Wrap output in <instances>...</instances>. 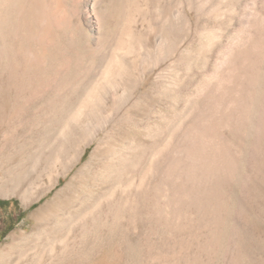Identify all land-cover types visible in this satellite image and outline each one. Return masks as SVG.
<instances>
[{
  "label": "bare ground",
  "instance_id": "1",
  "mask_svg": "<svg viewBox=\"0 0 264 264\" xmlns=\"http://www.w3.org/2000/svg\"><path fill=\"white\" fill-rule=\"evenodd\" d=\"M64 42L77 47L63 50ZM49 68L59 100L46 107L49 117L64 112L62 126L29 154L32 167L44 164L35 179L36 167L24 168V146L11 135L18 146L8 160L18 162L0 176L1 195H19L29 206L70 173L87 147L96 144L93 156L103 148L100 133L110 124L124 119L132 135L107 147L91 186L60 199L73 178L40 207L32 230L0 247V264H83L102 229L112 238L124 222L143 218L138 242L150 234L178 239L170 250L176 257L199 238L203 250L228 241L234 217L248 216L241 203L260 205L264 0H0V130L16 119L23 88L35 95ZM148 81L166 110L138 124L131 111H149L147 94L139 93ZM9 91L15 96L8 119ZM43 124L48 132L51 119Z\"/></svg>",
  "mask_w": 264,
  "mask_h": 264
},
{
  "label": "rangeland",
  "instance_id": "2",
  "mask_svg": "<svg viewBox=\"0 0 264 264\" xmlns=\"http://www.w3.org/2000/svg\"><path fill=\"white\" fill-rule=\"evenodd\" d=\"M64 43H66V42H64ZM64 43H62V45ZM62 47H64L63 50L73 51L77 47V44L75 45V44L66 43ZM73 47H74V49H73ZM51 67L52 68L58 67V64H56V66H55V64H53V66H50V68ZM54 69L49 70V72L47 74L48 76L43 75L44 77L47 76L48 78H43L42 75L41 76L39 75L40 78H38L37 82L35 83L37 85L34 84L35 87L37 86V89L34 92L35 95L31 96L30 89H29V91H27V89L29 87L23 88V91L19 94V101H18L19 105L17 104L18 105V107H17V110H18L17 114L18 115H17L16 119L13 120V122L8 121V123H7V121H6L4 124V127L0 130V154L1 155L3 154L2 157L5 158V161H6L4 164V167L0 170V176L1 177H4L6 175V169H8L10 166L14 165L16 162H18V160H16V159H14L13 161L8 160V159H10L11 155H13L16 152L17 146H18L17 143H19V145L22 143L24 146L20 150L19 157H18V159L21 157L24 160H27L24 168L27 167L29 169V168L36 167L35 168L36 172L33 173L32 177L30 179H35L37 177V175L39 174V172H42V169L44 167L43 162H39L37 164L38 166L35 165L32 167L31 162L28 160V156L32 152L36 151L42 145V142L46 137H49V138L56 137L57 136L56 134L59 133L58 132L59 129L57 127H60L57 125V123L59 125H61L63 122L62 121L63 118L61 119V117H63L62 114H64V112H62V110L60 111L62 113L59 112L60 115H58L59 113L56 111L58 113L57 117L54 116V113L52 115L53 118H52V116H50L51 118L49 117L50 114H49L48 108L50 106H48V103L51 104V103H54V102L59 100L57 95H54V93L51 90V85H53L54 84L53 81H55L54 79H57V76L54 78V74H55L53 72V71H55ZM42 78H43V80H40ZM44 79H46V80L44 81ZM41 81H43V82H41ZM40 85H42V86L38 87ZM44 86H46V87H44ZM47 87L50 90H48V89L46 90ZM24 90H25V92H24ZM11 92L12 91H9L7 93V95H8L7 98L9 97L8 98L9 104L6 107L8 119L11 115V110L14 108L13 102H14V96L15 95H14V93L11 94ZM139 93L140 94L141 93L147 94L149 104L152 107L149 105V111H147L145 113L143 111H140L139 109L131 111L132 116L135 118V120L137 121L138 124H146L148 121L153 120V117L157 114L158 111H165L166 110V106H165L164 102L153 95V83H152V81H148L145 85H143V87L140 89ZM34 96H36V98ZM28 99H29V101H28ZM32 100L35 103H33V104H32V102L30 103V101H32ZM51 100H52V102H51ZM70 101L71 102L75 101V99L72 98V100H70ZM111 103H112L111 101L110 102L108 101V105L106 106L107 109L111 106ZM43 105H44V107H43ZM46 105L48 108L46 107ZM69 107H71V105L66 106L65 107V108H67L66 110L69 111L70 110ZM45 108H47V110H45ZM32 109L33 110L35 109L34 111L38 112V114L35 113L34 111H31L32 113L29 112ZM20 112L21 113L23 112L24 114H21ZM39 112H42V113H39ZM43 112L45 113V115ZM44 116H45V118H42ZM46 118L51 119V124L49 126L50 130H48V132L45 131V126L43 124L45 122ZM32 119H33V121H32ZM54 121L56 124L54 123ZM59 121H61V122L59 123ZM114 123H112L108 126V128L106 129L108 131L105 130V131H102L100 133V138L102 140H104V143L106 145L104 144L103 148L101 150H99L98 153L94 156H93V152H94L96 144L94 143V144L90 145L89 147H87L86 152L84 153V155L82 156L80 161L73 167V169L70 170V173H68L67 175H62L60 177L59 183H57L52 188V190H50L46 194H44L39 200H37V201L33 202L32 204H30L29 206H27L23 202V200L21 199V197L19 195L15 194V195H11V196H4V195L0 194V247L1 246L3 247L5 245H8L9 243H11L12 237L14 235H17V233L19 231H21V230L31 231L35 225V222H36L35 218L37 217L36 213L39 210V208L42 207L44 204L52 201V199L55 198L56 194L59 191H61L62 189H64V187L67 185V183L71 179L74 178L76 180L73 181V183L71 184V187L64 192V194L61 196L60 199L69 196L71 194V192L79 189L82 186L83 187H85L87 185L91 186L93 184L92 183L93 182V176L97 173L98 169L102 168L104 165L107 147L114 146L117 143H120L126 137L132 135V132L130 131L129 124L124 119H122V120L120 119ZM39 124H41V126ZM36 125L38 128L36 127ZM43 126H44V130H43ZM53 126H57V127L54 128ZM11 135H13L15 137L17 136V138H18L17 143L13 144L14 142L11 139V137H12ZM2 136L3 137L6 136V138L7 137L8 138L5 139V137L3 138ZM27 144H29V145H27ZM42 178H44L43 179L44 181L42 180V183H44L43 185L46 187V185L50 182L49 178L47 176L45 177V175H43ZM87 183H89V184H87ZM263 200H264V198H263ZM263 200H260V202H259L260 205H258V204L251 205L252 203H250V202H242L241 206L244 207V209L248 213V216L250 213H252L255 210L249 216V218H251V219H249L248 216L243 217L242 219H241V217L240 218L237 217V219L234 217V221L231 223L232 225L230 228V230H232L231 234L229 237L226 236V238L229 240L221 242V243H213L214 244L213 246H210L209 248H206L204 250L199 246V245H201L200 243H202V244L204 243V239H202V238H199V240H201V241L197 240V241H193V243H192V241H190L191 246L190 245L189 246L184 245L185 247H183V248H185L186 251L188 250V252H186L185 254H184L185 251L179 252V253H177L179 256H177V254H176V257H175V255L171 254L170 250L173 249V248L171 249V247H176L178 241H179L178 244L181 243L180 240H178V239L174 240L173 238L167 237V236H164L163 238H161L158 235L150 234L148 239L145 241V243L140 244L137 240L138 239L137 233L140 229L143 228V225L145 226V224L147 222L143 218V219H139L137 221L136 225H133L134 227L131 226L128 222H124L122 228L125 230H123V232L120 231L121 233H118V235H115L112 238H110V236L107 235L106 229H102L101 230L103 233L102 234V240L97 245L98 249H96V251H94V252L88 253V255L85 256V258L83 259V260H85L83 262V264H94V263L95 264H183L184 262H185V264H193V263L196 264V262H194V261H196L197 258H198L197 264H224V262L226 264H261V263L264 264V249H263L264 248V210H262V208L264 209V201ZM260 207H262L261 210H260ZM256 209H257V211H256ZM259 211H261V212H259ZM260 213H262L263 215L262 214L259 215ZM257 214L260 216L261 219L258 218L259 216ZM256 216H257V218H256ZM156 220L157 219L154 218V220H152V222H155ZM254 226L257 228L255 229ZM138 228H139V230H138ZM251 232L254 234H252ZM206 234H207L206 235V237H207L208 233H206ZM251 234L254 237H252ZM257 234H258V236H256ZM262 235H263V237H262ZM206 239L209 240V237H207ZM71 241H72V237L70 239V242ZM208 242L209 241H207L206 243H208ZM172 243L174 245H172ZM206 243H205V245H206ZM76 244L78 245L79 243L77 242ZM192 245H194L195 247ZM71 246H73L72 243H71ZM73 247H71V248L74 249L75 251L78 250V248L76 249V246H73ZM189 247H191V248H189ZM86 248H88V247H86ZM72 251L73 250H71V252ZM215 251L216 252L219 251V252L216 253ZM181 253H182L183 257L181 256ZM193 254H194V256H193ZM186 257H188L187 260H185ZM222 258H223V260H222ZM55 264H58V261H56ZM66 264H80V263H77L76 261H72V259H71Z\"/></svg>",
  "mask_w": 264,
  "mask_h": 264
}]
</instances>
